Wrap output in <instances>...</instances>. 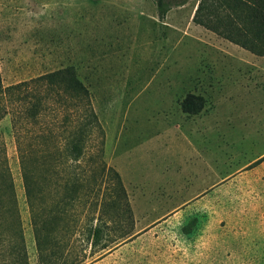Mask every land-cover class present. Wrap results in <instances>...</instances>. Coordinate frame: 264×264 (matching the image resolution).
<instances>
[{
	"label": "rangeland",
	"instance_id": "obj_1",
	"mask_svg": "<svg viewBox=\"0 0 264 264\" xmlns=\"http://www.w3.org/2000/svg\"><path fill=\"white\" fill-rule=\"evenodd\" d=\"M166 1L162 21L156 0H0L3 87L62 81L23 130L51 137L32 145L38 213L55 219L42 243L12 117L0 121L29 264H264V55L195 24L201 0ZM66 72L85 98L70 99Z\"/></svg>",
	"mask_w": 264,
	"mask_h": 264
},
{
	"label": "trees",
	"instance_id": "obj_2",
	"mask_svg": "<svg viewBox=\"0 0 264 264\" xmlns=\"http://www.w3.org/2000/svg\"><path fill=\"white\" fill-rule=\"evenodd\" d=\"M186 2V0H182L176 5L180 7ZM156 5L159 19L162 21L174 6L166 0H156ZM193 22L244 49L264 55V51H262L264 50V0H201L195 11ZM65 75L70 78L68 72ZM60 77L61 73H53L4 88L0 75V121L7 114L12 117V129L18 147L24 188L32 214L37 244L38 241L41 242L42 237L49 234L51 229L53 232L52 224L55 219L52 209H43L42 214L38 213L40 193L38 191V168L41 164L38 160V148H33V146H38V140L47 142L51 137L50 134L38 135V133L29 136L27 125L38 124V117L41 115L43 106L42 99L38 94L43 86L61 83L62 81L57 80ZM69 80L70 84L65 91L70 95V99L85 98L88 94L85 87L72 77ZM74 105L77 106L78 103L76 102ZM9 107L12 111H9ZM84 111H87V115L91 119L90 124L97 123V117L90 105H87ZM81 127L76 128L77 132L69 137L65 144V156L69 160L79 161L83 155L85 132ZM23 130L27 133H23ZM4 153V143L0 141V264H29L14 179L8 158ZM50 156L51 152L44 155L42 159L47 160ZM45 166L46 171L50 172L52 165L46 164ZM62 177H69V174ZM66 205L62 204L63 209ZM185 230L190 232L191 227ZM101 235L102 230L99 227L89 231L92 245L99 244Z\"/></svg>",
	"mask_w": 264,
	"mask_h": 264
}]
</instances>
